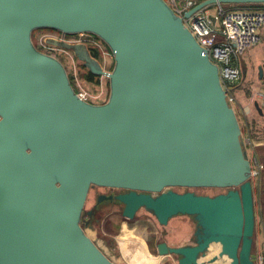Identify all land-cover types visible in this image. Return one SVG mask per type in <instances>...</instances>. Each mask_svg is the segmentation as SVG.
Returning <instances> with one entry per match:
<instances>
[{"label": "water", "instance_id": "water-1", "mask_svg": "<svg viewBox=\"0 0 264 264\" xmlns=\"http://www.w3.org/2000/svg\"><path fill=\"white\" fill-rule=\"evenodd\" d=\"M218 3L264 0H201L183 15L167 0H0V264H116L83 220L103 201L161 226L190 216L194 243H157L176 264H257L242 128L219 66L184 21ZM38 29L108 45L111 70L85 43L47 41L106 76L107 100L78 95L64 62L34 43ZM96 186L122 191L85 211ZM203 187L226 191L190 190Z\"/></svg>", "mask_w": 264, "mask_h": 264}, {"label": "rangeland", "instance_id": "rangeland-1", "mask_svg": "<svg viewBox=\"0 0 264 264\" xmlns=\"http://www.w3.org/2000/svg\"><path fill=\"white\" fill-rule=\"evenodd\" d=\"M249 4H240V3H222V6L225 9H238L246 7ZM249 8V7H248ZM211 13H216L218 10V6L213 4L208 9ZM47 30H41L36 32V38L39 34L43 33ZM260 45V44H259ZM259 48V46L257 47ZM257 48H252L251 52H254ZM70 53L74 54L71 50H68ZM249 51V50H248ZM247 51V52H248ZM245 52L240 56V65L244 69H246L245 63ZM64 62L67 61L63 54L56 53ZM67 56V55H66ZM68 57V56H67ZM76 61V60H75ZM77 62V61H76ZM66 66H68V62H66ZM102 64L104 68L107 70H111L114 65V59L111 52L105 50L103 52ZM74 68V66H73ZM73 68L68 66L67 70L70 74L74 73ZM81 72V71H80ZM79 74V73H78ZM103 84L97 87H88L86 86V82L82 83L80 80V88L86 90L92 96V101L96 103H102L107 100L109 96V79L106 76H101ZM75 77V82H76ZM240 82V81H239ZM77 85V84H76ZM234 107L237 112V116L242 128V136L246 137L248 132L252 135L253 129L250 127L247 128L244 114L240 107L237 105ZM254 124V122H252ZM254 126V125H252ZM251 146L247 145L246 150L248 155L251 158ZM264 171V170H263ZM262 176V175H261ZM254 184V197H255V211H256V228L254 235V248L253 253L257 250L258 243H261L264 237V222L262 220V215L264 217V210L261 205H264V198L262 199V203L259 197V177H252ZM262 177L260 178V181ZM263 181V180H262ZM261 181V184H262ZM261 188V187H260ZM175 190L185 191L188 188H180L177 187ZM190 190H194L200 194H208L215 195L221 192H225L226 189L223 188H215V187H203V188H192ZM104 191L100 189L98 186L92 188L89 193V197L86 203L85 211L93 209L96 201V196L99 193H103ZM122 205H111V204H102L98 207V210L94 213V218L90 220L85 214V221H90L89 227H87L88 234L96 241V243L106 252L108 256L116 263V264H138L136 260H138L137 252L144 246L147 251V255L150 258H155L154 255L158 253L157 251V243L165 240L169 243H194L193 241V233L195 231V221L187 215H179L172 218L168 225L161 226L155 216L150 212L142 209L140 210L135 218L127 219L122 216ZM137 256V257H136ZM160 259L161 257H157ZM176 255H168L163 260L162 264H176L177 262ZM146 264V263H145ZM161 264V263H155Z\"/></svg>", "mask_w": 264, "mask_h": 264}, {"label": "built area", "instance_id": "built-area-1", "mask_svg": "<svg viewBox=\"0 0 264 264\" xmlns=\"http://www.w3.org/2000/svg\"><path fill=\"white\" fill-rule=\"evenodd\" d=\"M175 11L183 15L188 9L201 0H167ZM218 10L211 13L209 5L196 11L190 17L184 18L187 27L194 34L201 46L208 50L211 59L219 66L221 81L227 90L230 102L236 106V96L233 85L241 81L243 70L240 65V56L248 50L258 46L264 29V7L225 9L222 4H216ZM215 18L212 22L210 17ZM51 38L65 40L71 43H85L96 45L103 49V44L93 34L78 33L66 37L59 31L49 30L37 36V45L41 50L64 54L65 59L71 60L70 67H76L75 55L61 47L49 44ZM68 57H67V56ZM62 60V59H61ZM63 61V60H62ZM64 62V61H63ZM78 87V95L92 101V96L86 90ZM245 147L252 142L249 135L243 137ZM253 176L259 177L264 168L259 160H251ZM257 264H264V250L256 254Z\"/></svg>", "mask_w": 264, "mask_h": 264}, {"label": "crops", "instance_id": "crops-1", "mask_svg": "<svg viewBox=\"0 0 264 264\" xmlns=\"http://www.w3.org/2000/svg\"><path fill=\"white\" fill-rule=\"evenodd\" d=\"M259 46V48H257ZM256 46L257 48L254 52H251L252 49H250L245 54V63H246V69H244L245 73L242 76V79L240 82L233 85L234 89V95L236 96V105L241 108L247 128H251L254 131H252V135L248 134L252 140L250 143L251 151V158L249 155V158L251 160H259L261 163L264 162L263 154H264V115H261L258 111V109L255 106V103H258L260 107L264 111V29L262 31V39L260 42V45ZM254 48V49H255ZM76 58V57H75ZM76 67L73 68L74 73L70 74L74 77H76V82L80 85V80L82 83V79L84 82H86V86L88 87H97L101 84H103L102 79H100V82H94L90 80H86L80 76V67H79V61L76 58ZM68 66L71 64V60L67 59ZM66 62H64L65 65ZM68 66H66L68 68ZM87 70V69H86ZM85 70V71H86ZM243 70V68H242ZM84 71V72H85ZM79 73V74H78ZM80 79V80H79ZM254 122V124L252 123ZM254 125V126H252ZM264 165V164H263ZM264 170V168H263ZM261 171V174L259 176V197L262 203V199L264 198V171ZM262 175V176H261ZM262 177V184L260 181V178ZM261 187V188H260ZM113 206L115 205H121L119 203L117 204H111ZM262 209L264 210V205H261ZM262 220L264 222V217L262 215ZM188 244V243H185ZM183 245V244H182ZM264 250V237L261 243H258L257 250L253 255L256 257V254L260 251ZM138 256V264H155V263H163V260L166 258V256H161L159 253L155 254V258H150L147 255L146 248L142 246L140 250L136 254ZM136 256V257H137ZM161 257L158 259L157 257Z\"/></svg>", "mask_w": 264, "mask_h": 264}, {"label": "trees", "instance_id": "trees-1", "mask_svg": "<svg viewBox=\"0 0 264 264\" xmlns=\"http://www.w3.org/2000/svg\"><path fill=\"white\" fill-rule=\"evenodd\" d=\"M262 8L264 7V4H249L247 5L246 7H243V8ZM41 30H47V29H38L36 30L34 33H33V39H34V43L36 44V46L38 48H40L38 45H37V38H36V32L37 31H41ZM48 30H53V29H48ZM56 31V30H55ZM64 36L66 37H69L71 35H68V34H63ZM99 41H101V43L103 44V49H101V47L99 46H96V45H89V49L92 53V55L96 58H98L101 62H102V59H103V52L105 50H108L109 52H111L110 48L108 47V45L101 39L99 38L98 36L94 35ZM51 55L53 56H56L58 57L59 59H61L56 53L54 52H50ZM79 61V60H78ZM79 67L81 69V72H80V76L86 80H90V81H94V82H100V79H101V76H97V75H94L92 74L84 65L83 63H81L79 61ZM87 69V70H86ZM86 70V71H85ZM85 71V72H84ZM70 78H71V81L72 83L74 84L76 90L78 91V87L76 85V82H75V79L72 75H70ZM263 158H264V154L262 155ZM262 163L264 164V162L262 161ZM86 213V212H85ZM90 220H92L94 218L95 215L93 216H89L88 214H85ZM84 216V215H83ZM84 219V217H83Z\"/></svg>", "mask_w": 264, "mask_h": 264}, {"label": "flooded vegetation", "instance_id": "flooded-vegetation-1", "mask_svg": "<svg viewBox=\"0 0 264 264\" xmlns=\"http://www.w3.org/2000/svg\"><path fill=\"white\" fill-rule=\"evenodd\" d=\"M61 33V32H60ZM62 34V33H61ZM100 189H102L104 192V194H117V193H119V192H121L122 190L121 189H113V188H106V187H99ZM99 194H101V193H99ZM96 202V201H95ZM111 204V202H109V201H103L101 204H99L96 208H94V210H93V214L91 215V216H93L94 215V213H95V211L96 210H98V207L100 206V205H102V204ZM169 243V242H168ZM171 244V243H170Z\"/></svg>", "mask_w": 264, "mask_h": 264}]
</instances>
